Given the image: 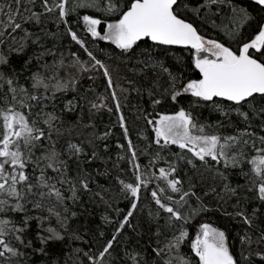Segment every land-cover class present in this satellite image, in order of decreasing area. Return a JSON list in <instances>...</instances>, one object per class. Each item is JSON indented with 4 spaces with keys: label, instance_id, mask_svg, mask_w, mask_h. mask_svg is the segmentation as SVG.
I'll list each match as a JSON object with an SVG mask.
<instances>
[{
    "label": "snow or ice",
    "instance_id": "1",
    "mask_svg": "<svg viewBox=\"0 0 264 264\" xmlns=\"http://www.w3.org/2000/svg\"><path fill=\"white\" fill-rule=\"evenodd\" d=\"M0 264H264V0H0Z\"/></svg>",
    "mask_w": 264,
    "mask_h": 264
},
{
    "label": "trees",
    "instance_id": "2",
    "mask_svg": "<svg viewBox=\"0 0 264 264\" xmlns=\"http://www.w3.org/2000/svg\"><path fill=\"white\" fill-rule=\"evenodd\" d=\"M67 43H68V41L65 40V44H67ZM100 46L104 47L106 49L109 47L114 48V46H110L107 42H101ZM76 47H78V46H76ZM72 50L75 51L76 50L75 47ZM186 55H187V53H185V56ZM96 85H97V91L98 92L104 91L105 84H104L103 80H97ZM147 99H148L147 94H145L144 97L141 98V97L137 96V94L135 92H133L129 96L128 101L125 102L126 107H124V109H123L125 116H126V119H127V122H128L130 137L132 138L133 142L135 144H138L139 146H142V143H141V140L138 137L137 133L142 131L145 128V124H144V121L142 119L137 120L136 116L139 114L138 109H140V110L148 109L149 111L151 110L149 104L146 103ZM181 106L187 107L186 100H182ZM177 107H179V106H177ZM203 116H205V117L209 116L208 110H203ZM115 119L116 118L113 116L111 118V121H110L109 115L106 112L102 113V115L100 117H98V119H97L98 130L104 131L105 125H108L110 123H114ZM216 119H217L216 115H212L209 117L210 121H215ZM112 131H113V135L111 137H109L108 140L106 141V143L109 145L110 150L106 154L102 153V155L110 156L111 160L115 161L117 154L120 152V149H118L116 147V145L118 143L126 144V141L124 140V138L122 136V130L118 126L113 128ZM150 132H151V126H147V132H145L144 134L147 135ZM152 135L154 136V133ZM173 147H175V146H173ZM140 163L141 164L146 163V160L144 157L140 158ZM161 166H165V165L161 164ZM87 167H89V169L93 172L98 171L100 173H103L105 171V165L101 164L99 161H97L93 165H90ZM106 167L110 170V176L113 177V179L109 180L108 177L100 175L98 177L96 183L92 184V187L94 189L97 188V184L103 185L106 188L111 187L113 190V195H115L116 191H118V184L115 180V177L119 176L121 179H124L125 181H131L133 179L130 171L127 172V174L118 171L117 169L113 168V164L111 161L107 164ZM121 168L128 169L129 165L127 163H121ZM229 180L233 183V185H235V183L237 181V177L234 175H230ZM240 182L243 183L242 180ZM85 199H86V197H85ZM142 202H146V201H142ZM118 206L123 207V204L121 203ZM228 210L231 211V208L229 207ZM94 211H95V215L90 219H86L85 217L79 218V225L82 227V230L95 229V227L97 225L102 226V222L99 219V210H94ZM75 223L76 222H74V224ZM105 231H109V229H105ZM129 235H131V233H129ZM65 243H67V241ZM85 250H87V249H85ZM52 251L62 254L64 251H68V249L63 248L60 244H56L53 246Z\"/></svg>",
    "mask_w": 264,
    "mask_h": 264
}]
</instances>
